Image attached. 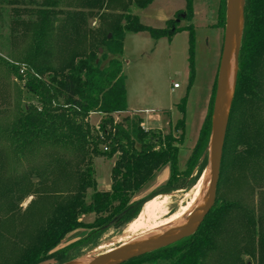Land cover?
<instances>
[{"label": "trees", "instance_id": "trees-1", "mask_svg": "<svg viewBox=\"0 0 264 264\" xmlns=\"http://www.w3.org/2000/svg\"><path fill=\"white\" fill-rule=\"evenodd\" d=\"M126 1L72 0L71 9L63 10L62 0H0L32 6L27 21L17 20L13 9V23L26 27L31 45L20 66L9 71L15 79L24 77L34 100L17 107L12 122L0 124V234L3 225L14 224L25 199L34 198L17 219L21 223L37 203H50L36 225L11 235L8 241L18 255L4 254L0 264H41L54 255L57 264H65L72 251L134 221L145 204L135 195L162 167L171 171L161 194L182 190L190 177L188 185H196L206 168L204 163L194 172L210 138L216 78L183 179L177 157L185 139L186 95L177 106L181 118L165 136L144 130L137 115L113 118L127 112L121 59L127 34L145 33L158 41L185 31L187 89L195 75L193 0H184V9L161 29L144 26L131 13V7L143 11L155 0ZM226 4L220 0L217 10L216 27L222 30ZM114 6L120 13L105 15ZM243 14L215 204L193 235L123 264H264V0H246ZM88 20H98L99 28L89 30ZM183 21L187 25L181 26ZM91 114L101 115L96 128L89 124ZM101 157H116L107 191L98 190L92 167ZM21 160L25 168L19 167ZM86 215H93V222L84 224ZM78 229L86 232L84 240L54 252Z\"/></svg>", "mask_w": 264, "mask_h": 264}, {"label": "rangeland", "instance_id": "rangeland-1", "mask_svg": "<svg viewBox=\"0 0 264 264\" xmlns=\"http://www.w3.org/2000/svg\"><path fill=\"white\" fill-rule=\"evenodd\" d=\"M71 1L72 0H62L63 4L60 6V9H71ZM124 1L126 4L127 1ZM176 1H179V3L181 2L178 8H180L181 5L183 7V0ZM162 2V0H158L143 11L136 7H131V13L140 18V22L144 26L161 29L164 27L163 25L165 22L162 20L163 16H167L168 14V11L165 12L161 6ZM219 2L220 0H193V16H195L192 20L195 33L193 66L195 75L192 81L193 83L188 89L186 83V76L189 71L187 61L188 35L185 32L177 34L171 44L167 42L166 38H164V40L155 41L145 33H141L140 35L130 34L126 38L123 49L124 53L121 57L128 109L125 113H116V115L113 116L116 122L121 121L126 116L133 117V115H137L144 122V120H147V118L151 116L146 124H142L143 129L146 131L152 130V132L157 135L160 134L165 136L181 118L177 111V106L186 95L185 98L187 101L184 114L185 139L183 145L179 148L180 150L177 157L180 179H183L181 174L184 173L187 168L186 161L191 156L199 136L202 116L205 115L206 117L211 101V95L209 97L210 100L208 99L209 91L213 88L217 73L215 78L214 74L218 71L219 67L218 63L222 51L221 47L223 40L221 37L219 38V32L211 26L217 20L216 13ZM31 7V5L26 3L11 6L0 2V111L4 113L3 115L0 114V124L12 122L17 107L29 105L34 101L28 94L26 87H24L26 82L24 77L21 80L19 78L15 79L12 72L9 71L10 66H20L31 45V37L26 27L24 28V26L13 23V19L16 17V15L13 14V9L16 8L17 10V20L27 21V12ZM119 8L118 6L111 7L108 10L109 12L105 15L109 17L117 16L121 10ZM180 24L181 26L187 25L184 21ZM87 28L91 31H96L99 28V21L88 20ZM174 84L182 86V89L170 93V88L173 87ZM157 115L159 117L158 121L155 120L154 117ZM88 119L92 128L98 127L101 120L98 114H91ZM209 156L210 149L207 145L194 172L204 163L206 165L205 169H207L210 159ZM115 160L116 157L113 159L104 157L93 159L92 167L95 170V181L98 190H109L110 174ZM26 166L27 162L21 160L19 167L25 168ZM170 171L171 167L169 165L162 167L156 173L152 182L140 193L135 195L134 200L147 203L152 201L153 197H168V212L173 213L178 211L180 207L184 206L187 201H189V196L195 185H188L192 178L190 177L185 181L182 190H175L169 192V194H161L160 190L167 185ZM59 193L65 195L66 191L62 189ZM90 193L91 192L88 191L87 196H89ZM32 199L34 198H27L21 203V211L19 215L13 219L16 220L14 224L3 225L2 230L4 231L0 234V249L2 253L0 256L7 254L8 256L14 255L16 257L18 255L13 249V243L8 241L11 235H18L20 228H23V226L36 225V217L50 205L48 202L37 203V205L30 210L31 213L29 217L25 216L26 218H22L21 223L20 220L17 219H20V214L28 210ZM81 219L84 224L91 223L94 220L93 215H86ZM21 224L23 225L21 226ZM127 226L128 224L119 229L106 230L101 237L88 243L87 246L72 251L70 261L65 264H77L85 261V259L87 260V258H96L120 247L122 242H119V239L124 235ZM86 236L84 230H75L67 235L54 252L82 241ZM1 260L2 259H0V261ZM57 262L58 259L54 255V257L41 264H57ZM156 264L167 263L159 262Z\"/></svg>", "mask_w": 264, "mask_h": 264}, {"label": "water", "instance_id": "water-1", "mask_svg": "<svg viewBox=\"0 0 264 264\" xmlns=\"http://www.w3.org/2000/svg\"><path fill=\"white\" fill-rule=\"evenodd\" d=\"M246 0H227L226 19L223 29L222 51L219 59V67L216 76V88L214 102L211 112V128L208 148L210 149V159L208 165L211 167L209 177V188L206 201L185 222L171 230L169 233L154 238L151 241L137 244L135 246L118 247L104 255L94 258L87 264H123L137 257L154 253V251L169 247L170 245L186 239L195 233L208 212L213 208L216 201L218 177L220 172V162L223 152V144L226 136V128L229 119V110L235 88V76L237 72V60L239 45L242 35L244 8ZM101 52V49H99ZM231 61L235 65L232 83L229 79ZM71 264V263H68Z\"/></svg>", "mask_w": 264, "mask_h": 264}, {"label": "bare ground", "instance_id": "bare-ground-1", "mask_svg": "<svg viewBox=\"0 0 264 264\" xmlns=\"http://www.w3.org/2000/svg\"><path fill=\"white\" fill-rule=\"evenodd\" d=\"M230 65L229 79L232 83V76L235 70L233 61H231ZM210 172L211 167L208 165L207 169L203 171L201 177L198 179V183L192 189L189 201H187L184 206L180 207L178 211L173 213L168 212V197H153L152 201L145 203L136 219L128 224L124 235L120 237L119 242H122L120 247L135 246L151 241L181 226L186 218L198 211L206 201ZM93 259L94 257L87 258V260L85 259V261L77 264H87Z\"/></svg>", "mask_w": 264, "mask_h": 264}, {"label": "crops", "instance_id": "crops-1", "mask_svg": "<svg viewBox=\"0 0 264 264\" xmlns=\"http://www.w3.org/2000/svg\"><path fill=\"white\" fill-rule=\"evenodd\" d=\"M156 1H158V0H155L153 3H155ZM163 2H162V8H163V10L166 12V11H168L167 13V16H163V19L162 20H164V21H167V20H170V19H172L173 18V16H174V14L176 13V12H178V11H180V10H183L184 9V6H185V2H184V5H183V7H182V5H181V7L180 8H178L179 6H180V3H179V1H176V0H162ZM184 1V0H183ZM152 3V4H153ZM151 4V5H152ZM150 6V5H149ZM148 6V7H149ZM147 7V8H148ZM219 7V6H218ZM218 10V9H217ZM193 15H194V10H193ZM216 15H217V13H216ZM195 17V16H194ZM193 17V18H194ZM217 18H218V15H217ZM140 19V18H139ZM216 23H217V20H216V22H214V24H212L211 26H212V28H215L218 32H219V38L221 37L222 38V40H223V35H224V32L222 31V29H220V28H218V27H216ZM185 31H181V33H184ZM181 33H178V34H181ZM186 33V32H185ZM131 34H134V33H131ZM141 33H136V34H134V35H140ZM128 35H130V34H127L126 36H125V38H124V42H123V49H124V44H125V41H126V38H127V36ZM177 35V34H176ZM175 35V36H176ZM187 35H188V33H187ZM174 36V37H175ZM174 37H172L170 40H168V39H166L167 40V42L169 43V44H171L172 43V41H173V39H174ZM187 37H189V35L187 36ZM145 40H147V39H145ZM161 40H164V39H161ZM158 41H160V40H158ZM188 42V41H187ZM123 49H122V51H123ZM187 49H188V47H187ZM189 50V49H188ZM123 53H124V51H123ZM122 59V58H121ZM187 60H188V58H187ZM188 73H189V71H188ZM188 73H187V76H186V80H187V78H188ZM216 73H217V71L215 72V74H214V78H215V75H216ZM186 83H187V81H186ZM188 84V83H187ZM182 89V86H180V88L179 89H173V87H171L170 88V93H173L174 91H178V90H181ZM211 91H212V88L210 89V91H209V95H208V99H209V97H210V95H211ZM210 100V99H209ZM127 109H128V104H127ZM205 113V112H204ZM204 115V114H203ZM155 117V120H159V117H158V115L157 116H154ZM204 117H205V115L204 116H202V122H203V119H204ZM100 118H101V115H100ZM150 118H151V116H150ZM150 118H147V120H144V122H143V125L144 124H146L148 121H149V119ZM202 122H201V124H202Z\"/></svg>", "mask_w": 264, "mask_h": 264}, {"label": "built area", "instance_id": "built-area-1", "mask_svg": "<svg viewBox=\"0 0 264 264\" xmlns=\"http://www.w3.org/2000/svg\"><path fill=\"white\" fill-rule=\"evenodd\" d=\"M179 88H180V86H179L178 84H174V85H173V89L176 90V89H179Z\"/></svg>", "mask_w": 264, "mask_h": 264}]
</instances>
